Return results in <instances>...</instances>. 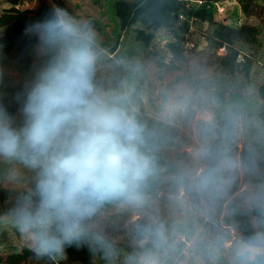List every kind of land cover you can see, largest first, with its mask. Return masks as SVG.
I'll return each instance as SVG.
<instances>
[{"label": "trees", "instance_id": "16d2710c", "mask_svg": "<svg viewBox=\"0 0 264 264\" xmlns=\"http://www.w3.org/2000/svg\"><path fill=\"white\" fill-rule=\"evenodd\" d=\"M236 1L241 15L233 10L231 22L216 17L224 0H0V48L14 63L0 59L13 72L0 102L14 108L47 62L32 18L62 9L81 34L91 33L97 89L134 112L155 161L145 202L105 204L81 246L62 259H37L0 222V264H135L143 253L160 264H250L236 248L240 240L260 246L252 238L264 232V217L239 207L242 189L264 183V0ZM203 112L210 116L196 119ZM205 146L235 165L224 172L233 183L223 198L177 181L199 166ZM34 176L23 163L0 159V217ZM158 231L167 237L159 248Z\"/></svg>", "mask_w": 264, "mask_h": 264}, {"label": "clouds", "instance_id": "9594fccd", "mask_svg": "<svg viewBox=\"0 0 264 264\" xmlns=\"http://www.w3.org/2000/svg\"><path fill=\"white\" fill-rule=\"evenodd\" d=\"M30 31L48 59L14 108L0 102V159L19 161L35 176L0 222L11 224L37 259H62L67 249L81 246L89 222L105 204L145 202L155 161L134 112L98 91L91 33L81 34L59 8L36 18ZM198 157L199 166L177 181L209 199L227 196L233 182L224 172L235 165L210 146ZM239 196V207L264 217V183L242 189ZM252 240L260 246L241 242L236 255L256 264L264 256V232ZM166 243L158 231L154 245ZM135 264L160 261L143 253Z\"/></svg>", "mask_w": 264, "mask_h": 264}, {"label": "rangeland", "instance_id": "374dc122", "mask_svg": "<svg viewBox=\"0 0 264 264\" xmlns=\"http://www.w3.org/2000/svg\"><path fill=\"white\" fill-rule=\"evenodd\" d=\"M37 3V0H25V4L24 6H34L35 4ZM221 6L218 7V5H216V17L218 19H229V21H234L233 18H231V12L233 10H235L238 14L241 15V9H240V6L239 4L237 3L236 0H224L223 3H220ZM33 21L35 20V18H32ZM103 38V37H101ZM160 38L162 39L161 41H163V36L160 35ZM191 45H193L191 43ZM12 54H4L3 51L1 50L0 48V59L4 62H11L12 64L13 63V59H12ZM12 64H10V67L12 68ZM9 67V66H8ZM3 67L0 66V93L1 92H4L5 89L7 88V86L10 84L11 82V79H12V75H13V72L10 71V74L8 73H5L3 70ZM41 69V67H38L34 70V73L36 74L39 70ZM210 115L208 112H203V113H198V115L196 116V119L197 118H208ZM246 243L244 241H239V243Z\"/></svg>", "mask_w": 264, "mask_h": 264}, {"label": "built area", "instance_id": "2783aa9c", "mask_svg": "<svg viewBox=\"0 0 264 264\" xmlns=\"http://www.w3.org/2000/svg\"><path fill=\"white\" fill-rule=\"evenodd\" d=\"M217 5H218V7H220V6H221V4H220V3H217Z\"/></svg>", "mask_w": 264, "mask_h": 264}]
</instances>
